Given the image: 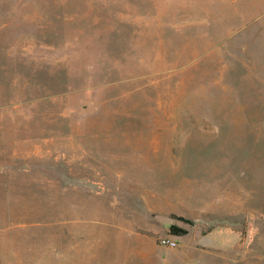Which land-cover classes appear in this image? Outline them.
Listing matches in <instances>:
<instances>
[{
  "label": "rangeland",
  "instance_id": "obj_1",
  "mask_svg": "<svg viewBox=\"0 0 264 264\" xmlns=\"http://www.w3.org/2000/svg\"><path fill=\"white\" fill-rule=\"evenodd\" d=\"M0 172L1 264H264V0H0Z\"/></svg>",
  "mask_w": 264,
  "mask_h": 264
},
{
  "label": "crops",
  "instance_id": "obj_2",
  "mask_svg": "<svg viewBox=\"0 0 264 264\" xmlns=\"http://www.w3.org/2000/svg\"><path fill=\"white\" fill-rule=\"evenodd\" d=\"M4 179L5 181L7 180V173H2L0 172V180ZM6 184V183H5ZM2 184H0L1 187ZM4 190L6 191V187H3ZM0 194H1V189H0ZM65 254H66V250H65ZM0 264H1V260H0ZM69 264H71V262H69Z\"/></svg>",
  "mask_w": 264,
  "mask_h": 264
},
{
  "label": "built area",
  "instance_id": "obj_3",
  "mask_svg": "<svg viewBox=\"0 0 264 264\" xmlns=\"http://www.w3.org/2000/svg\"><path fill=\"white\" fill-rule=\"evenodd\" d=\"M161 243L163 245H168V246H174L175 245L173 242H169V241H166V240H162Z\"/></svg>",
  "mask_w": 264,
  "mask_h": 264
}]
</instances>
